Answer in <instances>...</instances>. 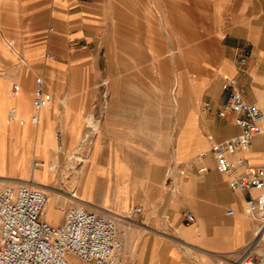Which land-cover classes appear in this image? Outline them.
I'll list each match as a JSON object with an SVG mask.
<instances>
[{
    "label": "crops",
    "instance_id": "obj_1",
    "mask_svg": "<svg viewBox=\"0 0 264 264\" xmlns=\"http://www.w3.org/2000/svg\"><path fill=\"white\" fill-rule=\"evenodd\" d=\"M22 4L26 20L16 24L23 26L24 39L40 37L45 31V43L23 45V58L34 60L38 69L46 71L37 58L51 46L54 37L71 35L85 41L75 54L74 132L67 130L63 114L71 92L59 86L53 87L52 93L60 115L49 117L43 109L41 128L45 131L61 126L76 139L87 120L96 125L86 148L87 159L75 172L77 203L98 211L125 212L128 207H141L122 223V257L118 264H230L252 237L256 220L244 210L249 192L228 184L229 176L242 166L232 173L218 171L209 150L210 137L222 139L240 129L234 112L217 113L227 95L222 87L225 78H237L244 97L264 107V0H212L217 17L213 28L216 44L212 47L207 39L201 89L186 94L178 90V101L167 108L157 104L146 108L132 102L136 59L127 48L129 39L116 38V32L128 34L131 30L130 19L128 26L115 25L116 0H23ZM100 26H109L115 37L103 40L100 33L91 31ZM242 53L246 59L237 61ZM99 60L109 68L98 73L97 83L105 81V87L88 81L89 65ZM65 61L57 58L49 65L59 79ZM116 80L120 86L115 85ZM9 82V76L0 75V110L12 105ZM28 91L26 78L19 94L23 97ZM30 91L32 94V88ZM203 99L210 102V107H203ZM39 142L38 154L42 150ZM200 151L205 155L200 156ZM235 156L248 162L264 161V132L257 133ZM201 165L205 168L198 171ZM17 174L18 164L4 165L0 159V185L3 176ZM228 209L233 211L228 213ZM63 211L64 203L54 199L47 202L42 216L60 223ZM187 212L193 214L192 220H186ZM69 258L74 259L71 255Z\"/></svg>",
    "mask_w": 264,
    "mask_h": 264
},
{
    "label": "rangeland",
    "instance_id": "obj_2",
    "mask_svg": "<svg viewBox=\"0 0 264 264\" xmlns=\"http://www.w3.org/2000/svg\"><path fill=\"white\" fill-rule=\"evenodd\" d=\"M116 2L118 4L115 8V25L128 26L130 19L131 30L127 32L128 34L116 32L118 35L116 38L121 41L124 38L129 39L130 47L127 48L136 59L133 63L136 75L132 78V84L135 85L132 102L141 103L146 108L151 105L154 107L156 104L167 108L170 103L178 101V90L182 94L195 89L200 90L202 74L207 66L204 62L207 60V39L212 47L216 44L213 28L217 17L212 0H116ZM22 3L23 0H0V75L9 76L8 92L12 102V105L3 106L0 110V159L1 162L4 161V165L5 162L18 164L20 173L3 176L5 180L0 188L6 184H29L32 180H37L47 193V202L50 204L57 199L64 203L65 210L70 205L79 204L75 188V172L87 159L86 148L97 127L92 125L94 123L90 119L87 120L86 127H83L84 131L80 132L76 139L72 132L66 133L61 126L48 127L42 131L41 112L44 109L49 117L59 116L57 99L54 98L52 91L55 86L66 88L71 93L68 95L67 109L65 108L66 111L63 113L64 121L69 125L67 130L74 132L75 118L73 119L72 116H75L74 90L77 67L75 54L85 41L83 38H74L71 35L65 39L54 37L51 46H45L46 49L37 58V61H41L46 66V71L38 69L34 60L23 58V45L45 43L43 41L45 31L40 37L24 39V32L21 30L23 26L16 24L26 20V8ZM37 21L38 19L35 20ZM99 28L91 31L100 33L103 40L115 37L109 26ZM52 30L54 31L55 27ZM103 51H100V54L104 55ZM57 58L66 60L62 63L64 72L60 79L57 78L56 71L49 66L55 64ZM237 61H239L238 56ZM87 70L90 72L88 81L96 82L92 84L93 86H106L105 81L102 84L97 83L98 73L109 71L105 63L99 60L95 64H90ZM37 74L43 75L46 89L51 92L52 99L48 105L38 111L40 112L38 120L32 122L30 90ZM26 78H29V91L23 93L22 97L19 91ZM15 82L19 84L17 90L13 88ZM117 82L118 80L115 81V85L120 86ZM39 140L42 150L38 154L36 146H39ZM49 147L51 154L48 153ZM82 148L85 150L82 151ZM29 185L40 187L36 184ZM107 211L115 216L122 234V223L129 217L125 216L126 211L117 212L108 209ZM71 256L74 259H70V264H94L78 256Z\"/></svg>",
    "mask_w": 264,
    "mask_h": 264
},
{
    "label": "built area",
    "instance_id": "obj_3",
    "mask_svg": "<svg viewBox=\"0 0 264 264\" xmlns=\"http://www.w3.org/2000/svg\"><path fill=\"white\" fill-rule=\"evenodd\" d=\"M239 61L246 59L240 54ZM227 95L219 115L234 112L239 131L216 139L210 137L209 150L216 169L232 173L237 166L242 169L231 174L228 184L233 189L249 194L244 200V210L252 215L255 227L252 237L241 246L230 264H262L264 261V161L248 162L242 156L232 157L238 149L247 148L253 137L264 132V107L243 95L237 78L228 77L222 82ZM14 90L19 84H13ZM52 94L45 87L43 75L37 74L32 87L30 120L36 122L39 110L51 101ZM204 108L210 102L203 100ZM205 155L204 151L198 153ZM201 165L198 171L204 170ZM257 190L251 193L250 190ZM47 202L43 188L27 183L6 184L0 188V264H70V255L94 264H117L121 259L123 241L115 216L109 211L89 210L80 204L64 210L60 223H52L42 216ZM139 205L128 207L125 216L139 212ZM233 210L228 209L231 213ZM186 220L193 214L187 212Z\"/></svg>",
    "mask_w": 264,
    "mask_h": 264
},
{
    "label": "bare ground",
    "instance_id": "obj_4",
    "mask_svg": "<svg viewBox=\"0 0 264 264\" xmlns=\"http://www.w3.org/2000/svg\"><path fill=\"white\" fill-rule=\"evenodd\" d=\"M29 184H36V185L44 188L41 184H39V181H37V180H32V182H29Z\"/></svg>",
    "mask_w": 264,
    "mask_h": 264
}]
</instances>
